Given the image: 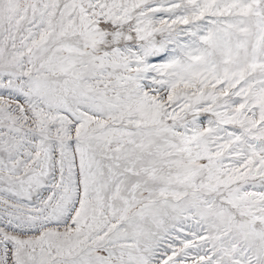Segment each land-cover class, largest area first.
I'll list each match as a JSON object with an SVG mask.
<instances>
[{
	"label": "snow or ice",
	"instance_id": "1",
	"mask_svg": "<svg viewBox=\"0 0 264 264\" xmlns=\"http://www.w3.org/2000/svg\"><path fill=\"white\" fill-rule=\"evenodd\" d=\"M0 264H264V0H0Z\"/></svg>",
	"mask_w": 264,
	"mask_h": 264
}]
</instances>
